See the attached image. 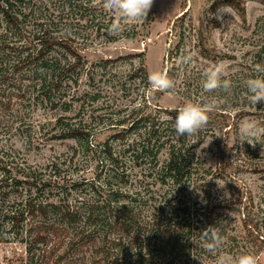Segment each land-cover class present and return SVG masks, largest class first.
<instances>
[{
    "label": "trees",
    "instance_id": "trees-1",
    "mask_svg": "<svg viewBox=\"0 0 264 264\" xmlns=\"http://www.w3.org/2000/svg\"><path fill=\"white\" fill-rule=\"evenodd\" d=\"M106 14L96 0H0V243L24 247L19 264H202L214 255L203 249L200 233L214 226L232 252L238 248L239 253L246 240L249 247L242 254L259 255L264 193L257 201L229 168L264 171V163H253L264 137L253 141L255 147L241 144L239 122L230 112L219 114L226 117L219 122L217 109L209 120L219 127L223 152L243 147L245 156L238 151L239 162L220 163L215 172L205 169L194 152V139L204 141L201 132L178 138L173 126L178 113L168 109L162 110L173 120L163 125L152 112L133 124L125 119L110 124L115 134L101 148L92 146L80 124L63 127L61 117L53 124L51 112L71 109L81 97L80 70L89 60L86 47L70 42L68 28L76 25L90 37L105 34L115 40L120 34L108 31L114 15ZM258 54L248 70L227 78L233 99L245 104L250 102L247 80L264 78L256 71L257 65L264 67L263 47ZM164 93L150 91L149 102L159 107ZM251 107L264 124V102ZM41 109L50 119L36 126L32 118ZM52 125L57 132L51 139L79 143L86 168L75 155L55 157L44 166L17 156L13 137L21 135L24 145H33L41 128ZM220 176L234 180L228 199L214 197ZM235 213L247 233L241 242L231 234Z\"/></svg>",
    "mask_w": 264,
    "mask_h": 264
},
{
    "label": "rangeland",
    "instance_id": "rangeland-1",
    "mask_svg": "<svg viewBox=\"0 0 264 264\" xmlns=\"http://www.w3.org/2000/svg\"><path fill=\"white\" fill-rule=\"evenodd\" d=\"M96 1L102 5L101 0ZM106 12V15H114L107 10ZM259 19H262V26L257 30L256 23ZM63 29L60 26L59 32ZM128 30H131L129 35L124 33ZM68 33L72 44H79L83 49L86 47L83 53L89 59L85 68L80 70L81 97L74 101L71 109H59L50 115L53 124L59 117L63 120V127L69 123L80 124L82 130L90 134L92 146L101 148L105 142L111 141V135L115 131L108 128L118 120L125 119L133 124V120L147 117L152 112L153 117L161 118L163 125L167 122L165 117L169 115L162 109L176 112L173 109L177 105L188 101L201 103L214 99L219 102L221 107L215 118L219 122L226 119L219 115L225 112H230L239 126L246 119L261 122L259 115L252 113L253 104L233 99L231 89L205 92L203 72L214 65L224 64L227 66V73L222 79H227L230 74L248 70L251 62L258 59V52L261 47L264 48V0H154L145 20L125 25L124 31L115 40L109 39L105 34L92 33L90 37L79 31L76 25L69 27ZM204 48L208 54L203 52ZM186 55L192 56L188 64L181 62ZM91 68L96 71L95 79H90ZM168 70V77L174 81V87L159 97V107H156L148 100V77L153 71ZM32 119H35L38 126L50 117L41 109L36 111ZM28 124L30 123L27 122L25 127ZM53 127L54 125L41 128L38 132L39 140L33 145H24L21 135L13 137L10 144L18 150L19 158H25L33 166H44L55 157L68 159L75 155L82 170L86 168L82 165L85 155H80L79 143L71 138L51 139V134L57 132ZM35 129L38 130V127ZM200 132L204 141L198 144L194 139V152L205 169L215 172L221 164L223 166L239 162L241 155L238 151L245 156L243 147L235 146L227 153L223 152L218 140L221 134L219 127H214L210 120ZM257 153L259 157H254L253 163H264V147L257 150ZM223 155L226 159L221 160L220 156ZM165 157L166 153L163 152V158ZM229 173L240 184L246 185L257 201L258 198L261 199L264 193L263 170L229 168ZM231 179L220 176L214 180L216 199H228L233 194L234 180ZM217 180L225 183L224 186L220 187ZM230 226L233 228L231 234L240 238L241 242V237H246L247 233L237 213L233 215ZM260 232L264 237L262 220ZM241 244L249 247L246 240ZM244 247L239 249V253L238 248L232 252L230 244H227L222 251L238 256L242 254ZM245 252L248 253V250ZM23 255L24 247L0 243V264H19L18 259ZM257 257L259 264H264V249ZM215 259L214 256L202 264H215Z\"/></svg>",
    "mask_w": 264,
    "mask_h": 264
},
{
    "label": "clouds",
    "instance_id": "clouds-1",
    "mask_svg": "<svg viewBox=\"0 0 264 264\" xmlns=\"http://www.w3.org/2000/svg\"><path fill=\"white\" fill-rule=\"evenodd\" d=\"M101 3L105 10L114 13L108 31L118 35L124 31L125 25L145 20L153 6L154 0H101ZM191 60L192 56L186 55L181 62L188 64ZM256 71L264 72V67L257 65ZM226 73L227 66L224 64L214 65L206 69L203 72L204 91L214 92L221 88L228 91L231 87V81L222 79ZM148 80L150 91L152 92H164L174 87V81L168 77L166 72L153 71L149 74ZM246 85L249 93L248 99L251 104L257 105L259 102H264V78L249 79ZM220 107V103L214 99L201 103L188 101L182 105H177L173 109L178 113L173 125L177 137L186 136V138H191L196 136L199 131L208 125L209 114ZM165 119L173 120L170 116L165 117ZM259 137H264V124L253 119H246L240 123L239 139L241 144L246 141L255 147L256 143H253V141ZM208 143L203 147H206ZM217 184L223 187L225 183L217 180ZM200 236L203 240V249L216 257L215 264H258V257L254 253H243L233 256L222 251L224 238L214 226L204 229Z\"/></svg>",
    "mask_w": 264,
    "mask_h": 264
}]
</instances>
